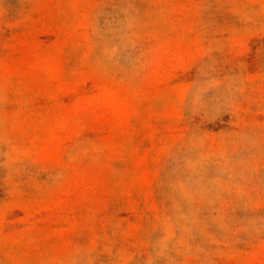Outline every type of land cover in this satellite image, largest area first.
Listing matches in <instances>:
<instances>
[{
  "label": "rangeland",
  "instance_id": "1",
  "mask_svg": "<svg viewBox=\"0 0 264 264\" xmlns=\"http://www.w3.org/2000/svg\"><path fill=\"white\" fill-rule=\"evenodd\" d=\"M0 264H264V0H0Z\"/></svg>",
  "mask_w": 264,
  "mask_h": 264
}]
</instances>
